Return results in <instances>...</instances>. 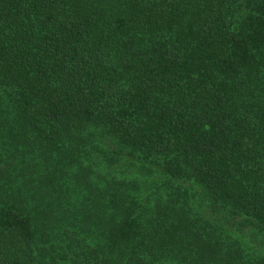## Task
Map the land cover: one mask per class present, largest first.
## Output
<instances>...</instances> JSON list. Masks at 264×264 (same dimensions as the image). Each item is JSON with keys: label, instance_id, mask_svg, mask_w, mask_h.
Returning a JSON list of instances; mask_svg holds the SVG:
<instances>
[{"label": "trees", "instance_id": "obj_1", "mask_svg": "<svg viewBox=\"0 0 264 264\" xmlns=\"http://www.w3.org/2000/svg\"><path fill=\"white\" fill-rule=\"evenodd\" d=\"M0 264H264V0H0Z\"/></svg>", "mask_w": 264, "mask_h": 264}]
</instances>
